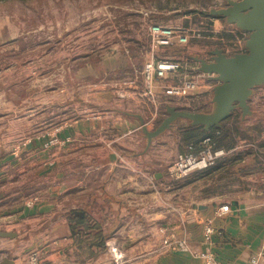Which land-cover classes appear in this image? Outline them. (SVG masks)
<instances>
[{
	"label": "rangeland",
	"instance_id": "rangeland-1",
	"mask_svg": "<svg viewBox=\"0 0 264 264\" xmlns=\"http://www.w3.org/2000/svg\"><path fill=\"white\" fill-rule=\"evenodd\" d=\"M228 1L0 0V230L19 236L0 238L3 246L26 243L29 228L40 222L31 213L56 210L57 163L61 148L73 143L62 133L71 130L74 121L103 113L107 133H117L107 126L112 125L113 110L124 118L122 112L133 98L159 102L156 92L154 98L144 95L143 70L152 57L157 59L158 49L150 25L189 29L188 43L174 46L185 56L188 75L199 73V59L214 50L236 53L243 47V31L225 17L210 14ZM259 87L264 98V85ZM211 99L212 91L180 109L211 112ZM162 106L159 117L149 123L152 130L168 115ZM259 111L254 119L243 118L237 109L223 123L242 137L264 133V102ZM178 121L172 137L166 134L160 140L161 169L180 153L175 135L189 122ZM225 137L229 143L228 134ZM68 154L72 161V150ZM200 174L179 179L194 175L191 182Z\"/></svg>",
	"mask_w": 264,
	"mask_h": 264
},
{
	"label": "crops",
	"instance_id": "crops-1",
	"mask_svg": "<svg viewBox=\"0 0 264 264\" xmlns=\"http://www.w3.org/2000/svg\"><path fill=\"white\" fill-rule=\"evenodd\" d=\"M176 45L159 47L156 52L157 58L182 63L177 72L157 79L158 103L133 98L132 106L122 112L124 118L113 110L112 125L107 126L117 133H107L104 123L108 119L103 113L79 118L71 130L62 133L72 137L73 143L61 148L57 163L56 210L31 213L40 222L29 228L25 244L0 243V264L5 259L30 264L32 255L42 264H202L193 251H210L222 264H250L264 241V133L242 137L227 126L228 133L219 135V145L227 155L190 182L194 175L181 180L168 172L172 161L161 169L157 154L160 140L166 134L172 137L179 121L150 145L142 130L143 122L152 130L149 123L159 117L162 105L190 107L218 83L200 71L204 87L187 98L169 96L167 90L189 76L182 61L185 56L174 49ZM222 49L229 56L234 54ZM261 91L262 87H256L250 98L253 114L248 116L254 119L264 102ZM175 137L178 152H187L181 135ZM223 205L229 210L218 215ZM51 217H56L55 222L49 221ZM208 223L215 229L210 241L204 235ZM166 236L185 240L188 249L164 246ZM18 237L0 235L1 240ZM119 253L123 256L116 259Z\"/></svg>",
	"mask_w": 264,
	"mask_h": 264
},
{
	"label": "water",
	"instance_id": "water-1",
	"mask_svg": "<svg viewBox=\"0 0 264 264\" xmlns=\"http://www.w3.org/2000/svg\"><path fill=\"white\" fill-rule=\"evenodd\" d=\"M210 14L225 17L228 24H235L239 30L247 33L244 44L246 51L229 56L223 49H216L210 61L199 59L198 70L218 82L212 89L213 110L198 112L168 106V115L156 129L149 130L144 122L142 124L149 145L154 138L172 129L180 119L209 131L213 127L220 128L237 109L243 118L253 114L250 98L256 87L264 85V0H229L227 7L212 9ZM0 235L15 238L18 234L0 231ZM1 264L14 262L5 259Z\"/></svg>",
	"mask_w": 264,
	"mask_h": 264
},
{
	"label": "built area",
	"instance_id": "built-area-1",
	"mask_svg": "<svg viewBox=\"0 0 264 264\" xmlns=\"http://www.w3.org/2000/svg\"><path fill=\"white\" fill-rule=\"evenodd\" d=\"M149 32L152 37V43L154 48L173 46L174 44H186L189 41V29L183 26H171V25H150ZM245 37L240 43L243 42V47L236 53L245 52V40L247 33L243 31ZM241 46V45H240ZM235 54V53H234ZM182 67V63L178 60L170 58H154L152 57L146 64L143 70L144 76V95L154 98L157 79L165 78L170 73H175ZM204 74L199 72L194 75H189L182 79L178 84L170 87L168 95L178 99L187 98L192 95L198 89L204 87ZM157 114V113H156ZM218 131L215 135H218ZM188 152H180L176 156L172 165L169 166V173L175 177H184L193 172H203L214 165L220 159H223L227 155V150L224 147H218L215 136L208 135L202 139L199 144V148L193 144L188 147ZM264 188V187H263ZM229 206H221L217 214L222 215L228 212ZM215 229L211 224H206L204 228L205 240L210 241ZM264 240V237H263ZM164 246L172 249H188V244L185 240H174L170 236H166L163 240ZM193 254L202 260V264H222L214 253L210 251H193ZM122 254L119 253L116 259H121ZM30 264H42L38 256L32 255L30 258ZM250 264H264V241L261 249L254 253L250 257Z\"/></svg>",
	"mask_w": 264,
	"mask_h": 264
},
{
	"label": "trees",
	"instance_id": "trees-1",
	"mask_svg": "<svg viewBox=\"0 0 264 264\" xmlns=\"http://www.w3.org/2000/svg\"><path fill=\"white\" fill-rule=\"evenodd\" d=\"M183 130L182 133H180L181 138H180V142L182 144H185L189 147L190 144H193L196 149L199 148V144L202 141V139L208 135H214L215 136V140L217 143L218 147H221L219 145V135L221 133H228V130L226 128L220 127H213L211 128L209 131H205L204 128L202 126H192V125H187L185 129H181ZM218 131V135H215V133ZM223 136H221L222 138ZM188 152V151H187Z\"/></svg>",
	"mask_w": 264,
	"mask_h": 264
},
{
	"label": "flooded vegetation",
	"instance_id": "flooded-vegetation-1",
	"mask_svg": "<svg viewBox=\"0 0 264 264\" xmlns=\"http://www.w3.org/2000/svg\"><path fill=\"white\" fill-rule=\"evenodd\" d=\"M227 6H228V5H227ZM227 6H226V7H227Z\"/></svg>",
	"mask_w": 264,
	"mask_h": 264
}]
</instances>
